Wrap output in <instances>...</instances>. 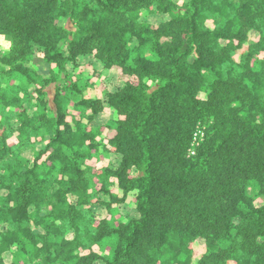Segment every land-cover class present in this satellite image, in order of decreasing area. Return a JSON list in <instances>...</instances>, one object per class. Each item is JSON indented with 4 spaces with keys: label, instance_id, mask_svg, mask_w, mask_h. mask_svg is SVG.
Segmentation results:
<instances>
[{
    "label": "trees",
    "instance_id": "16d2710c",
    "mask_svg": "<svg viewBox=\"0 0 264 264\" xmlns=\"http://www.w3.org/2000/svg\"><path fill=\"white\" fill-rule=\"evenodd\" d=\"M0 37V264H264V0H0Z\"/></svg>",
    "mask_w": 264,
    "mask_h": 264
},
{
    "label": "rangeland",
    "instance_id": "374dc122",
    "mask_svg": "<svg viewBox=\"0 0 264 264\" xmlns=\"http://www.w3.org/2000/svg\"><path fill=\"white\" fill-rule=\"evenodd\" d=\"M256 39H257V35L255 33H252L251 34V40H256ZM7 43H8V41L6 40V38L0 37V54H2L4 50H6ZM31 63L40 73L46 74V70L44 69V66H43V60L40 56L36 57ZM105 77L107 79V83H109V84L112 83L110 86H114L118 83L117 73L114 71L107 73ZM87 95H89V96L97 95L98 96V95H101V92H100L99 88H98V90L95 89L94 91L88 90ZM106 118H108V115L103 114L101 117V120L105 121ZM198 140H199V138H198ZM248 193L251 196H255L257 194V187L253 182H251L249 185ZM262 201H263L262 198L256 197L257 205L261 204ZM125 210H126V212L131 213V209L129 207H126ZM98 211H100L102 215L106 214V211L104 209H98ZM194 248H195V252H194L195 257L199 258L203 254V252L205 251V244H204L203 240H199L195 244Z\"/></svg>",
    "mask_w": 264,
    "mask_h": 264
},
{
    "label": "built area",
    "instance_id": "2783aa9c",
    "mask_svg": "<svg viewBox=\"0 0 264 264\" xmlns=\"http://www.w3.org/2000/svg\"><path fill=\"white\" fill-rule=\"evenodd\" d=\"M198 137H199V134L195 135L194 144L198 143Z\"/></svg>",
    "mask_w": 264,
    "mask_h": 264
}]
</instances>
